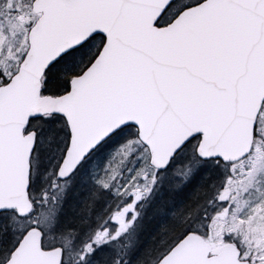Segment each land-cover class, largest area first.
<instances>
[{"label":"snow or ice","instance_id":"6c2138e0","mask_svg":"<svg viewBox=\"0 0 264 264\" xmlns=\"http://www.w3.org/2000/svg\"><path fill=\"white\" fill-rule=\"evenodd\" d=\"M0 264H264V0H0Z\"/></svg>","mask_w":264,"mask_h":264}]
</instances>
